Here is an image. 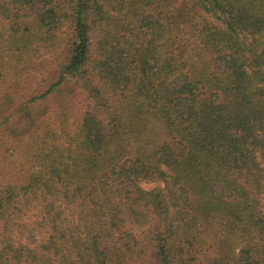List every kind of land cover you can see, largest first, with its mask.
Returning <instances> with one entry per match:
<instances>
[{"label":"trees","instance_id":"obj_1","mask_svg":"<svg viewBox=\"0 0 264 264\" xmlns=\"http://www.w3.org/2000/svg\"><path fill=\"white\" fill-rule=\"evenodd\" d=\"M0 264H264V0H0Z\"/></svg>","mask_w":264,"mask_h":264}]
</instances>
